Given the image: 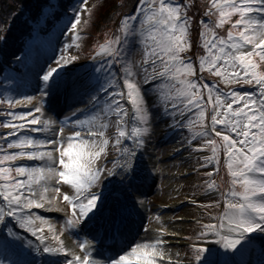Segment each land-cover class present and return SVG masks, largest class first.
I'll list each match as a JSON object with an SVG mask.
<instances>
[{
	"label": "snow or ice",
	"instance_id": "obj_1",
	"mask_svg": "<svg viewBox=\"0 0 264 264\" xmlns=\"http://www.w3.org/2000/svg\"><path fill=\"white\" fill-rule=\"evenodd\" d=\"M81 3L86 8L87 0H81ZM139 5L141 6L139 10L144 16L140 20L139 30V35L144 37V57L138 66L135 63L122 65L123 75L117 77L109 75V81L113 83L106 81L105 84L112 90L106 89L104 85L100 86V91L106 92L107 95L105 112H114L116 115L115 138L111 140V144L118 154L121 152L123 154V159L119 163L116 159L112 161L113 169H109L107 174L114 179L115 175L123 169L122 178L117 182L121 189L131 191L136 187L142 173L136 149L142 148L146 138L151 134V125L155 118L153 107L158 111L163 109L165 115L171 111L173 120L177 115L183 120L185 112L190 113L195 108L196 122L202 127L201 135H207L203 119L206 106L201 107V104L203 103V91L208 90V105H212L211 130L216 137L222 138L227 167L229 174L233 177L232 184H239L243 191L232 190L228 194L233 198H238L237 202L225 197V211L219 217L221 221L219 229L214 225H205L200 234L202 237L209 234L215 236V242L225 251L221 253L211 248L196 247L193 255L196 264H229L235 253L252 238L247 234L264 233V74L256 71L259 65L252 59L254 56H259L264 61V0H223V3L212 0L211 7L206 12L207 16H211L214 14L213 8L218 11L219 19L215 24L216 28L222 27L233 16H239L233 24V28L238 31L234 34L229 30L227 38L217 37L213 32L212 39H208L206 31L200 33L207 54L199 57L197 61L201 72L208 71L217 77H223L225 84L240 83L242 79L245 84L255 82L258 86L257 93L242 94L233 89L230 92L231 102L228 101L227 94L220 93L218 85L188 79V77H195L196 67L191 58L181 55L191 48V42L187 39L188 17L186 13L181 16V5L173 4L170 0H160L159 6L155 0H139ZM46 6L50 5L39 6L30 18L38 20ZM81 11L80 9L75 10L73 17L69 19L71 25L69 33L73 42L77 38L76 29L80 23ZM253 14H257L259 18ZM138 19H140L138 16L123 17L119 30L125 33V40L128 39L129 34H134L133 26L129 24V21ZM201 23L205 29L209 28L207 21H201ZM241 28L242 30H239ZM122 43L117 36L114 41L100 45L99 50L94 52L93 56L116 57L120 53ZM61 59L63 64L67 63L63 57ZM221 61L223 65L220 64ZM104 62L110 66L119 63L116 59H106ZM63 64L61 60H57L55 66L48 67L46 71L42 70L40 80L44 86L43 104L54 101V93L59 87L58 75ZM228 68L232 69L230 77L226 75ZM121 80L122 88L119 86ZM147 87L152 89L154 103L151 105L146 91ZM213 92L217 93L214 98ZM221 95H224L223 100ZM125 96L131 105L130 120L125 119L128 115L122 104ZM116 97L121 99L118 100ZM97 98L94 96L93 100ZM26 99L31 103L36 97ZM5 103L11 108L19 101L0 99V104ZM37 111L43 112L44 106L42 105ZM5 115L14 116L16 121L23 122L13 121L6 124L8 128L14 129L8 134L6 140L8 147L20 151L7 153L0 159V180L4 181L0 184V188L3 189L0 191V220L14 218L19 227L30 232L40 241V244L33 245L31 241H25L18 232L7 229L6 234L0 235V247L14 246L29 254H35L32 261H24L23 264H36V257L40 255L41 247L43 253L55 256L63 252L67 255L68 248L62 239L59 246L45 244L47 237L42 235L44 229L36 225V219L40 218L33 219L30 214L33 208L45 207V203L40 199V189H37L35 185L39 184L44 190V201L52 203L48 193L56 189L51 188L50 185L45 186L41 182H50L57 178L55 167L57 156L54 151L46 153L43 150H37V140L30 136L29 132L43 129L31 127L41 124V120L35 118L34 114H30L32 116L30 121L26 119V116L16 112L5 113ZM54 123L52 119L47 120L49 131L52 130ZM129 123L132 124L130 131L128 130ZM192 124L193 121L188 120L186 126L191 129ZM75 125L77 130L72 131L68 139L79 143L82 162L75 164L74 172H59L61 181L70 184L76 193L75 196L69 194L63 196V200L71 206V218L67 220L65 231L68 226L73 229L79 227L83 231L89 221L95 224V218L101 214L104 223L107 224L108 235L115 238L121 234L126 220L128 207L126 202L122 201L120 195L117 194L113 197L112 205L105 215V207L101 204L103 197L98 191L89 190L94 189L104 173V168L95 165L94 161L105 153L109 141L105 139L99 126L85 128L78 120L75 121ZM217 125L220 126L219 129ZM82 131L86 132L87 138L81 136ZM13 136L16 137V142H11ZM128 140L132 141L131 148L122 143ZM63 142L64 135L63 128H61L60 140L52 139L49 143L61 148L59 163L64 169H71L73 164L65 163L63 159L65 155L62 150ZM213 143L212 140L204 141L205 145ZM72 149L73 144L69 143L68 155L72 154ZM212 153L215 156V145ZM24 159L48 161L49 163L46 167L39 168L10 163ZM208 159L211 160L212 157ZM234 164L237 165L236 170L233 169ZM240 165L242 167H239ZM14 171L19 173L21 179L17 180L13 176ZM253 173L257 175L253 176ZM207 175L210 176L211 173ZM25 177H31V179H24ZM213 187L210 181L206 184L208 190ZM140 203L143 204V201ZM225 221H227V232L221 231L225 227ZM44 223L46 224L47 221ZM157 231L162 234L164 229L161 227ZM92 238L97 237L93 235ZM81 247L84 254L72 253L74 259L68 261V264H96L92 259V252L88 250L87 242L82 243ZM101 254L99 251L96 253V255ZM132 254L134 258L142 260L143 264H155L154 257L163 258L165 255L163 241L153 239L150 243L139 244L132 249ZM5 259H0V264H5ZM8 264H17V262L8 261ZM49 264H56V262L52 261ZM108 264H130V262L126 255L118 254V258L111 257Z\"/></svg>",
	"mask_w": 264,
	"mask_h": 264
},
{
	"label": "rangeland",
	"instance_id": "obj_2",
	"mask_svg": "<svg viewBox=\"0 0 264 264\" xmlns=\"http://www.w3.org/2000/svg\"><path fill=\"white\" fill-rule=\"evenodd\" d=\"M217 2L223 3V0H217ZM171 3L179 4V2H177V3L171 2ZM113 5H114V0H87V4H86V8H85V5L81 3V0H79L78 7L73 10V12L77 9L82 10L81 16H80V23L78 24L77 29H76V34L81 33L82 31H80V30H84L85 27L91 25L90 22H92V20L98 19V17L100 15H102V17H101V20L99 22H101V23L105 22V19L103 20V18H104V16H107L110 11L114 10ZM212 12L214 13L213 10H212ZM180 14H181V16L185 15V13L184 14L180 13ZM253 15H255L256 18H259L257 14H253ZM72 17H73V14H70L65 18L64 22L60 25V27L58 29V31L62 29L60 36L57 37V35H56L54 37L56 40V47L54 50L55 58L53 59L52 58L53 55H52V57H50L49 60H47L46 62H40L33 70L31 67L29 68V65H28L26 70H29L31 78H29V80H26L24 82V84L27 86H25V87L21 86L22 88H21V92L19 94H18V92H17V94L14 93L17 91V87H15V86H13L11 88V90L13 89V91L8 90L10 83L6 84L7 87L3 88V92L0 91V95H1V93L5 95L6 101H8V100L19 101V103L12 105L13 111H11V112H16L20 115H24V116H26L27 120L32 118V116L30 114H34L37 119L41 120V122H44L45 120L47 121L48 119H52L55 121V123L52 126L51 131L48 130L49 126L46 123V132L48 134V139L37 141L38 146L44 145L47 142H50L52 139H56L57 141L60 140V129L56 128V124L58 123V120L56 121L54 113L46 111L45 109L43 112L37 111V109L40 108L42 105L44 106V104H43L44 96L42 94L44 86L40 80V77L43 74L42 70L46 71L48 67L55 66V62L57 60H61V63L63 64V60L61 59L63 57V59L67 60V63L63 64V67L60 70L63 71L65 76H67V77L76 76L79 72V69L77 68L78 65L83 60L86 59L83 51L88 50L90 47V46L87 47L88 43L86 40L82 41V39L81 38L79 39V37L76 38L75 42H73L71 35L69 33V29L71 28V25L69 24V19ZM215 17H216L215 13L211 16H207L206 14H203L200 16V19L202 21H207L209 23V28L201 30L198 34L199 37H198L197 41L200 40L199 43L202 45V48H204L203 47V41L201 40V37H200V33L202 31L207 32V38L208 39H212L211 34L213 32L218 33L217 37L227 38V34L229 31L227 33H225L224 35H220V32L215 31V30H213V31L211 30L212 27L214 29H217L215 27V24H216ZM236 17H238V15H236ZM140 28H141L140 25L134 26V30L137 32H139ZM240 30H242V29H240ZM231 31H236V30H231ZM81 35H83V34H81ZM141 39L143 40L142 36H141L140 40ZM187 39L190 40V42L196 41V39L191 38V35H190V38H189V36H187ZM141 45H142V41H141ZM141 45H140V43L138 44V49H137L136 55H135L136 61L134 63L136 66H138L139 65L138 63H140L143 59L142 53L144 50L141 47ZM99 47L100 46L96 47L97 51L99 50ZM249 48H251V46H249ZM131 49H132V47H131ZM92 50L93 49L88 50L85 53H89ZM203 51L206 53L205 49ZM214 51H217V50H214ZM130 52H131L130 49L127 50V52H126V56L129 57V59H128L129 62L127 61L128 64H132V62L130 61ZM206 54H204L203 56H205ZM73 57H75V59H73ZM255 57L260 59L259 56H254V58H252L254 63H256ZM90 58H93V56ZM96 58H99V60H100V62L98 63V65H100L99 66L100 70L97 72V74L100 72L101 73L103 72V74H102L103 77L100 76L101 78H103L100 86L104 85L106 89L112 90L111 88H108L107 84H104L106 81H109V75L113 74L112 66H110L109 64L104 62L106 59H109V58L105 57V56H101V55H97ZM262 63L264 64V61H262ZM220 64L223 65V61H221ZM105 67H107L106 70L102 71ZM26 70H25V72H27ZM256 71L258 73L263 74V72L258 70V68L256 69ZM231 72H232V69L228 68L226 75H228L230 77ZM86 76H87V74L84 77H82L81 79L84 80ZM88 76H90L89 73H88ZM190 78L191 77H189V79ZM219 78H221V81L224 83V78L218 77V79ZM109 83H113V81H109ZM97 84H98L97 82H95L93 84V82L91 81V83L87 85L88 86L86 88L87 92L83 91L85 86L82 88L77 87V88H74L70 91V96L68 98V102H67V106H66V109L68 111L66 112V114H64V117L62 118L63 120L60 122L62 124L63 135H64V142L62 145V150L65 153V155H64L63 159H64L65 163L73 164V167L71 169H64L63 168V165L59 163V158L61 156V148L57 147L56 149L58 151H60V155L57 156V163L55 164V167L57 169V178L55 180L50 181V182L49 181H42L41 182L45 186L50 185L51 188L56 189V190L50 191L48 193L49 199L52 201V203L49 204L47 201H44V197H43V191L44 190L42 188H40L39 184L35 185V187L37 189H40V199L42 202L45 203V207H43L44 209L62 210V211L69 213L71 216V206L68 205L63 200V196H64V194H69V195L75 196L76 193L70 184L61 181V178L59 177V172H61V171L74 172L75 171V164L82 162V158L80 156L79 143L77 141H70L68 139V137L71 136L72 131L77 130L76 125H75V121H77V120L80 121L81 125H83L85 128H88L89 126H91L93 128L99 126L104 133L105 139H107L109 141L108 145L106 146L105 153L101 154L94 161L95 165L103 167L104 172H107L109 169H113V163L110 165V163H109L110 161H113L114 159H116L117 162L119 163V161L121 159H123L122 152L119 154L118 157H115L113 160H111V158L107 157L108 155L112 154L113 152L114 153L116 152L115 148L111 144V140L115 138V135L112 132H115V129H116L115 128L116 127V115L114 112H112V113L105 112V100L107 99V95H105L106 99L101 97V98H97L96 100H93L94 96L99 97L98 92H99L100 88L95 87L93 89L94 85H97ZM75 89H78V90H75ZM248 89L244 88L242 90V92L249 91L250 93H257L259 91L257 85H255V87H253L251 89L250 88H248ZM14 90H16V91H14ZM22 91H25V92H22ZM146 91L148 93V97H149L150 105H151L152 102H154L153 97H152V89L151 88L148 90L146 89ZM212 95L214 98L217 95V93L213 92ZM27 97H36V99L34 101H32L31 103H29V101L26 99ZM227 98H228V101L231 102V96H229V94H227ZM116 99L119 100L120 97H116ZM125 99L127 100L126 96H125ZM221 99L223 100L224 96H221ZM240 106H242V105H240ZM152 110L155 113V118H154L152 125H151V129H152L151 134H150V136H148L146 138V142H145V144H146L145 146L147 147L146 152L148 153V151H151L150 157H154V159H156L157 156L155 157V154L159 155V157H161V156L163 157V155L167 154L168 152L173 151V149H175V148H178L180 146V144H182V143L185 145L187 144L188 146H189V144H191L188 141H184V139L186 138L185 135H188L186 133V131L184 133V131L180 132L179 130H177L175 133H173V135L170 136L169 141L166 145L162 144L160 139L163 136V133L165 131H167L168 129H170L171 127H174V126H177V128H178V125H180V124L183 125V124L178 123V121H177L178 116H176L175 120L172 119V112L171 111H169L168 115H165L164 112L161 111V109L158 111L155 107H153ZM125 111H126V109H125ZM194 111H195V109H194ZM5 113L6 112L3 109L0 110V117L2 115L5 116ZM74 113H75V115H73ZM102 113H103V115H102ZM195 114L197 115L196 112H195ZM187 116H189V120H193V118H194V114L191 115V113L188 114ZM4 119H9V122H13V121H15L16 123L23 122V121H16L15 117L11 116V115H6ZM2 121H4V120L2 119ZM185 124H187V122L184 123V125ZM218 127L220 128L219 125H218ZM1 129H2V127L0 128V130ZM3 130L5 132H0V144H3V146H7L8 145V143L6 142L7 139H4V138L9 133L13 132L14 129H10L6 125H4ZM82 133H86V132L82 131L81 134ZM82 137L87 138V136H82ZM97 140H99L98 136H97ZM205 140H212L213 142H215L213 140V137H211V135H209V133L207 135H202V138L200 140L202 143L200 145L201 148L203 146H206L204 144ZM69 143L73 144V149H72L71 155L67 154ZM122 143H124L125 146L131 148V145H128L129 143L123 142V141H122ZM185 145L183 146V148H181L179 153L176 156H174L172 159L166 160L164 158H161V160L159 162L155 160L156 163L153 165L152 168H150L151 173H155V171L158 170L157 168L159 166V170H160L159 184L155 188L154 195L150 196V194L148 195V193H146L147 195L144 197V201H146L148 199V197H150L149 208L151 210V220L147 224V226H146L145 230L143 231L142 235L140 236V238L137 239L138 241H137L136 246L139 244L150 243L153 239H162L163 251H164L165 255L163 256V258L154 257L155 264H196V261L193 257L194 256L193 255L194 250L192 252H190L188 250L187 246H185L187 244V242L185 241V239L183 237L188 235V231L190 230V228L195 227L197 222L199 223L198 226L200 228H202V231L204 230V226L208 224L207 215H209V213L211 211L209 203L212 201L214 202V201H217L220 199V193H218V191L214 190V188L217 185L215 186L213 184L214 187L211 190H208L206 187L205 188L202 187L201 188V189H203L202 194H204L206 196V198L200 202L201 204L199 206H197L194 203L195 193H193L191 191H192V189H194V184L199 179H201V178H198L196 174H194V171L199 168V167L197 168L198 165H201V168L204 170V172L206 171V173H207V171L214 170L213 168L215 167V164L211 165L209 163V161L207 160V158H206V160L204 159L203 162L197 161V158L194 157V155L197 153L196 149H193L190 146L187 147ZM195 146L197 147L198 143H195ZM0 147H2V146H0ZM16 150L19 151V149H16ZM37 150L38 151L41 150L40 146ZM43 151H45L46 153L50 152V150H43ZM7 153L8 152H0V159H2L3 156ZM209 153L210 152H208V154ZM26 160L27 159H24L21 161L10 162V163H14L15 165L25 166V164L23 162H26ZM48 163H49L48 161H44L42 163V165H39V164L38 165H36V164L32 165L31 162H29L28 165H30V166H27V165L26 166L30 167V168H39L42 166L46 167ZM206 173L202 175V177L206 181L205 184H207L209 181L213 183V180L211 181L209 176L208 177L205 176ZM14 175H17V177L15 176L16 179L19 178V176H20L19 173H17V172H13V176ZM102 175L96 183V185H98V186H102L101 184H103V182H104ZM212 178L215 179V177H212ZM24 179L30 180L31 177H25ZM112 180H114V179H112ZM2 183H4V181H2ZM89 190L91 191L92 189H89ZM149 192L151 193V190H149ZM227 198L233 202H237V200H238V198H233L230 195H227ZM164 204H166L168 206H176L177 205V209L175 212L165 211L160 215L156 214V210H158ZM43 208H38V209H43ZM36 209L37 208H33L30 212V213H32V216L34 217V219H36L37 217L40 218V219H36V225L38 227L43 228L44 233L47 232L50 234V236L53 238L55 246H58L60 240L62 239L64 241V244L67 246L68 250H70L68 243L69 242L74 243L73 241H71V238H70V237L73 238V233H72L71 228H69V227H68L67 231H65L66 221L62 220V218H57L54 216H51V217L43 216ZM152 210L155 211V214L152 213ZM193 217H198L199 219H201L202 217L203 218L205 217V218L201 219L199 221H198V219L197 220L195 219L196 221H192L191 218H193ZM44 221H47V223L45 224ZM1 222H3V220H0V223ZM224 223H225V227L223 228V230L227 231V221H225ZM209 225H212V224L209 223ZM161 227L164 229L162 234L157 231V229H160ZM8 229H10V228H8ZM193 231L196 232V241H195L196 245H197V242L199 244L201 243L203 245H206L209 248H211L212 246L218 245L214 240L216 238L215 236L209 234L206 237H202L200 235L201 233H200L199 228H196ZM193 231H192L191 237L193 236ZM54 237H57V238L54 239ZM196 245H194V246H196ZM136 246H134V247H136ZM218 247H220V246L218 245ZM219 250H221V253H222V251L224 252V249H222V248H219ZM131 252H132V250H131ZM12 256H13V254L7 253L6 251L3 250V247H0V259L12 258ZM127 257H129L128 259H129L130 264H143L142 260L134 258L132 253L130 255H128ZM8 261H10V260L6 261V259H5V264H8ZM259 264H262L261 260H259Z\"/></svg>",
	"mask_w": 264,
	"mask_h": 264
},
{
	"label": "trees",
	"instance_id": "obj_3",
	"mask_svg": "<svg viewBox=\"0 0 264 264\" xmlns=\"http://www.w3.org/2000/svg\"><path fill=\"white\" fill-rule=\"evenodd\" d=\"M155 2L157 6H159V1L155 0ZM178 2V5H181L180 13H186L188 17L189 30L187 36L190 38L191 35L192 39H196L195 42H191V48L181 53V55L187 54L190 55L191 58L194 55H197L198 58L202 57L204 51L202 45L199 43L200 40L197 41V39L199 37V32L205 28L201 23L202 20L200 19V16L206 14L207 8L211 7L212 0H178ZM71 3L72 0H0V90L6 79H8V65L10 66L13 64L14 59L20 55L28 39L31 37L34 22L37 21L40 24L41 32L44 35L52 27L54 28V26L58 24L64 16L63 10H69ZM136 3L137 0H114V10L110 11L107 16H104L103 20L105 19V22H99L102 17V15H100L98 19L90 22L91 25L85 27V34L77 36V38H81L82 41L86 40L88 43L87 47L99 46L105 44V42L114 41L119 32H121L119 29L121 21L125 16L124 13L131 8L134 9ZM41 5L50 6L44 7L43 14L38 20L31 19L30 17L35 14L37 8ZM59 7L62 8V10L59 9ZM212 10L215 13L216 20H218V11L215 8ZM234 17L236 16H233L231 19ZM211 30L220 32V35H224L229 30L238 31L236 28H232L229 25V22L217 29L212 27ZM123 36L120 53L115 57L118 60H126V52L130 48L129 36L127 40H125V33H123ZM142 47L144 50V37L142 40ZM192 59H194V57ZM255 60L259 65L258 70L264 73V64L262 63V60L257 57H255ZM192 62L195 64L196 69H199L198 62H195L194 60H192ZM201 73L206 77L215 76L208 71ZM0 99L5 100L3 95H0ZM5 104H0V106ZM3 126L4 121L0 120V128H3ZM217 149L221 152L224 151L223 146L221 148L220 145ZM239 167H242V165ZM236 168L237 165L234 164L233 169L236 170ZM218 172L222 177V186H227L231 177L227 167V161L224 164L219 163ZM237 186L240 185L237 184Z\"/></svg>",
	"mask_w": 264,
	"mask_h": 264
},
{
	"label": "bare ground",
	"instance_id": "obj_4",
	"mask_svg": "<svg viewBox=\"0 0 264 264\" xmlns=\"http://www.w3.org/2000/svg\"><path fill=\"white\" fill-rule=\"evenodd\" d=\"M45 236L49 237L50 234L49 233H45ZM50 238V237H49ZM52 238H50V242H51ZM47 241V239L45 240ZM48 242V241H47ZM52 243V242H51ZM70 248H71V252H75L76 250V246L74 245V243H70ZM79 254V253H78Z\"/></svg>",
	"mask_w": 264,
	"mask_h": 264
}]
</instances>
